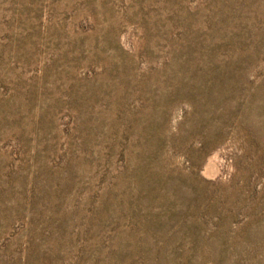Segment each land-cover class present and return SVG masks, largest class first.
Listing matches in <instances>:
<instances>
[{
  "label": "rangeland",
  "instance_id": "obj_1",
  "mask_svg": "<svg viewBox=\"0 0 264 264\" xmlns=\"http://www.w3.org/2000/svg\"><path fill=\"white\" fill-rule=\"evenodd\" d=\"M0 264H264V0H0Z\"/></svg>",
  "mask_w": 264,
  "mask_h": 264
}]
</instances>
